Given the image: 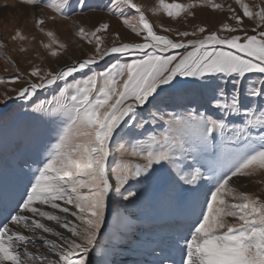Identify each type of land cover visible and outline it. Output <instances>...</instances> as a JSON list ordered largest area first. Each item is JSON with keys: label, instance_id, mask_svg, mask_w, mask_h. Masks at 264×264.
I'll list each match as a JSON object with an SVG mask.
<instances>
[{"label": "snow or ice", "instance_id": "1", "mask_svg": "<svg viewBox=\"0 0 264 264\" xmlns=\"http://www.w3.org/2000/svg\"><path fill=\"white\" fill-rule=\"evenodd\" d=\"M20 2L34 12L38 6L49 9L53 15L47 19L53 24L57 17L83 14L87 7V0ZM234 3L239 11L227 7V19L234 24L222 23L195 40L183 38L204 34L205 27L179 31L180 39L174 41L155 31L134 0H111L109 13L139 42L116 44L122 40L117 32L108 47L109 24L77 27L73 34L92 47L91 55L55 73L32 67L29 75L39 82L20 81L27 86L16 91L15 97L5 95L0 100V114L13 100L21 101L32 113L59 114L66 120L57 130L55 143L38 153L36 162L41 166L31 175L23 173L27 183L20 199L10 210L0 209L5 213L0 219V264H91L90 253L106 224L109 199L132 203L138 195L133 185L149 183L165 166L187 186L182 191L192 194L195 217L188 230L177 233L172 241L180 259L168 258V264H264V200L230 184L236 182L234 178L264 175V0L258 10L244 0ZM197 7L225 10L215 0L187 4L158 0L153 11L176 19L181 14L193 15L191 10ZM245 20L253 25V34H248ZM45 23V18L34 17V27L49 40L42 47L51 57H58L66 45L53 30H45ZM159 27L164 33L172 31ZM221 31L232 35L221 36ZM11 39L24 40L25 36L17 30ZM177 49L185 51L179 56L164 55ZM109 57L114 62L93 70V65ZM117 57L131 59L121 63ZM76 74L86 78L78 79ZM248 74L258 77L249 83ZM177 77L208 78L207 84L197 87L210 90L212 114L193 108L165 114L160 109L162 94L179 86ZM229 81L230 92L224 87ZM5 82L0 80V84ZM38 90L50 91L51 98L40 99ZM165 115L163 133H144L148 123ZM230 117H240L241 123L230 124ZM117 134L121 140L134 141L130 150L121 146L122 155L142 163L120 160L109 168ZM141 135L146 139H137ZM16 147L20 151L27 145L20 142ZM199 194L205 199L197 212Z\"/></svg>", "mask_w": 264, "mask_h": 264}, {"label": "rangeland", "instance_id": "2", "mask_svg": "<svg viewBox=\"0 0 264 264\" xmlns=\"http://www.w3.org/2000/svg\"><path fill=\"white\" fill-rule=\"evenodd\" d=\"M111 0H87V7L83 14L77 11L69 14L67 19L57 17L55 23L47 17L53 13L42 7H37L35 12L32 7H26L20 0H0V80L6 82L0 84V100L4 96L15 97L16 91L27 86L25 82H36L38 78L29 75L32 67H37L41 72H57L65 66L71 65L74 61L91 55L93 49L85 42L74 36L77 27L93 28L99 23L110 25L109 33L105 39V46H112L115 35L119 32L121 42H139V38L125 28L120 20L109 13ZM140 4L145 16L158 34L166 35L170 39L178 40L179 31H193L197 27H205L206 33L197 34L183 38L195 40L202 38L208 32L216 31L222 23H233L227 16V7L231 6L238 10L234 0H215L216 3H223L225 10L212 11L208 8L197 7L192 9L193 15L181 14L180 17L172 19L162 11L154 13L158 0H134ZM167 3L173 0H165ZM177 3L187 4L191 0H175ZM258 10L261 0H244ZM7 5V6H5ZM43 17L46 20L45 30H53L56 37L66 45V49L60 52L58 57H51L42 47L48 43V38L34 27V17ZM170 27L169 33H164L159 27ZM251 22L245 20V27L248 34L251 32ZM17 30L25 36L24 40L13 41L11 37ZM105 35V34H101ZM221 36H230L231 33L219 32ZM21 49H24L21 51ZM189 51L191 48L188 49ZM185 49L170 50L164 55L179 56ZM121 63L130 61L131 57H117ZM114 62V58H106L98 65H93L95 71H100ZM87 75L90 72L85 70ZM78 79L86 78L85 74H76ZM249 83L256 80L258 74H248ZM16 79L17 82L11 81ZM179 86L169 89L162 94L163 104L160 109L166 113L182 114L186 108L198 109L201 112H209L208 98L211 92L206 87H197L208 83V78L195 80L191 77H177ZM219 83V81H217ZM258 86V83H257ZM225 90L231 91V82L224 84ZM40 99H50L51 92L38 90ZM255 107V105H253ZM156 109H152L155 111ZM209 114H212L209 112ZM145 113V118H147ZM165 119L157 122H150L143 130L145 134L151 133L159 136L167 127ZM66 122L59 114L55 117L41 116L30 111L21 101H9V106L0 114V209L8 208L20 199V194L25 190L27 178L24 172L34 171L41 166L36 161L39 152L46 150L55 143L57 130ZM230 124L241 123L240 117H230ZM137 139L144 140L146 135L138 136ZM25 142L27 147L17 150V144ZM128 137L121 140L119 134L114 136L112 141V155L108 159L109 168L115 166L120 160L142 163L129 155H122L124 149L130 150L131 143ZM27 161V163H25ZM159 167V166H157ZM235 183L230 182L240 192L258 196L264 200V175H256L248 178H234ZM114 184V179L112 180ZM208 184L207 181H202ZM126 187H128L126 185ZM187 186L183 185L171 173L167 166L156 174L154 179L147 184L133 185V190L138 193L133 202L109 199L106 208V224L102 227L97 238V244L90 253L91 264H168V258L179 260L180 254L171 246L177 233H184L188 230L193 216V197L190 192L182 191ZM205 199L199 194L195 201L196 211H201L200 201ZM0 212V219L3 217ZM128 256L127 260H123ZM153 256V257H151ZM118 257V258H116Z\"/></svg>", "mask_w": 264, "mask_h": 264}, {"label": "bare ground", "instance_id": "3", "mask_svg": "<svg viewBox=\"0 0 264 264\" xmlns=\"http://www.w3.org/2000/svg\"><path fill=\"white\" fill-rule=\"evenodd\" d=\"M151 257H153V256H151ZM116 258H118V257H116ZM127 258H128V256H125L123 260H127Z\"/></svg>", "mask_w": 264, "mask_h": 264}]
</instances>
